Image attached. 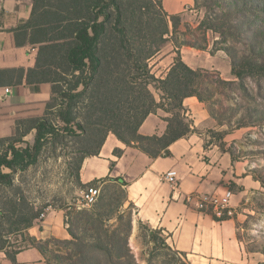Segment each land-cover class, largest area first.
<instances>
[{"label": "trees", "instance_id": "obj_1", "mask_svg": "<svg viewBox=\"0 0 264 264\" xmlns=\"http://www.w3.org/2000/svg\"><path fill=\"white\" fill-rule=\"evenodd\" d=\"M202 4L208 13L199 28L218 33L221 41L243 40L249 45L252 54L239 60L230 54L231 47L218 48L232 57V74L238 79L264 77V0H204ZM194 5L199 1L194 0ZM180 16L168 14L162 0H35L31 18L20 26L25 33L30 28V41L39 42L34 67L0 69V84L47 82L51 94L44 115L18 119L15 134L0 137V187L14 189L15 173L34 164L47 142L68 135L77 138L80 153L76 181L86 186L78 176L82 160L98 155L108 133L157 157L168 155L172 142L195 130L183 99L196 96L203 102L197 89L201 71L184 62L179 50L164 77H156L148 64L167 41L169 23L175 28ZM4 76L11 80L1 81ZM151 86L159 91L158 97ZM158 109L167 114L165 133H139L144 119ZM32 130L34 140L28 144L23 137ZM120 193L122 199L115 204L102 197L88 208L73 209L65 221L70 238L44 241L28 233L44 212L18 191L13 197L5 196L0 206V251L14 261L23 248L34 247L44 255L53 243L64 250L53 257L66 264H136L128 245L130 217L121 223L125 189ZM111 219L118 224H109ZM10 233L20 235L22 243L11 244ZM148 234L157 246L156 230L149 228Z\"/></svg>", "mask_w": 264, "mask_h": 264}, {"label": "crops", "instance_id": "obj_2", "mask_svg": "<svg viewBox=\"0 0 264 264\" xmlns=\"http://www.w3.org/2000/svg\"><path fill=\"white\" fill-rule=\"evenodd\" d=\"M34 1L0 0V69L27 70L34 67L39 42L30 41V28L26 33L20 29L31 18ZM162 4L168 14L183 15L185 9L191 10L194 0H162ZM179 51L191 68L207 66L204 50L182 46ZM174 54H170L167 71ZM218 54L219 51L216 56ZM9 78L1 77V81H10ZM5 87L9 88L8 92L4 91ZM50 94L51 85L47 82L0 84V137L14 135L18 119L44 115ZM183 106L195 130L172 142L168 146V155L150 157L108 133L98 155L86 156L82 160L78 176L84 185L96 180L100 186L113 182L125 189L123 208L131 206L133 228L139 222L147 224L151 229L162 231L174 249L186 254L189 251L203 254L205 248L213 244V238L218 241L229 239L232 217L217 218L209 211L196 208L194 202L187 201L186 197L191 193L200 196L220 194L229 189L230 183L238 193H243L256 187L258 182L246 173L241 162L232 159L228 151L206 139L204 130L213 128L216 122L204 103L196 96H188L183 99ZM166 115L161 109L150 113L140 125L139 133L164 134L167 122L163 118ZM115 149L121 152L116 154ZM169 169L177 171L175 187L161 180V175ZM234 193L233 196L236 195ZM63 222L61 213L49 212L41 225L33 226L29 231L37 239L51 236L67 239L69 234ZM0 264L49 263L36 248L27 247L16 253L14 261L0 251Z\"/></svg>", "mask_w": 264, "mask_h": 264}, {"label": "rangeland", "instance_id": "obj_3", "mask_svg": "<svg viewBox=\"0 0 264 264\" xmlns=\"http://www.w3.org/2000/svg\"><path fill=\"white\" fill-rule=\"evenodd\" d=\"M198 1V6H191L192 11L185 9L175 28L169 23L172 34L169 33L167 41L148 64L151 72L161 78L166 75L171 52L179 50L182 46L191 47L181 45L182 42L202 47L199 50L206 52L204 57L207 66L196 68L203 75L197 89L208 113L216 122L213 128L204 130L206 139L228 151L233 160L241 162L242 166L246 167V173L250 174L258 185L238 193L233 183L229 184V189L236 194L232 196L233 213L228 215L232 217L231 236L227 241L213 238V244L207 246L203 254L194 251L186 254L174 249L168 244L166 235L158 229H153L156 230L158 238L155 246L154 240L148 234L150 226L139 222L133 228L130 205L123 208L121 223L127 222L130 217L128 245L136 264H264V77L247 75L238 79L232 74L230 54L235 55L237 60L241 56L252 54L249 45L243 40L221 41L218 33L199 28L200 21L208 11L202 4L204 0ZM215 11L221 10L216 7ZM261 17L262 14L260 19ZM224 46L231 47L230 54L218 49ZM218 51L219 56H216ZM150 88L158 97L159 91L153 86ZM49 117L53 118V115ZM34 134L35 131L32 130L23 140L32 144ZM76 139L75 136L68 135L47 142L34 164L15 173L14 189L0 187V206L5 196L13 197L14 192L18 191L44 212V216L39 218L34 226L41 225L47 214L55 211L63 215V227L66 229L69 212L79 209L80 190L85 187L78 185L75 176L80 155L76 151ZM94 186L100 189L98 199L110 198L114 204L116 200L122 199V187L119 184L106 182L100 186L96 181ZM109 224L115 226L118 221L111 219ZM29 229L28 233L34 236ZM8 239L11 244L22 243V237L16 233H10ZM63 252L61 246L49 243L44 256L52 264H66L65 261L53 257L55 253L61 255Z\"/></svg>", "mask_w": 264, "mask_h": 264}, {"label": "built area", "instance_id": "obj_4", "mask_svg": "<svg viewBox=\"0 0 264 264\" xmlns=\"http://www.w3.org/2000/svg\"><path fill=\"white\" fill-rule=\"evenodd\" d=\"M5 92L9 91L8 87H5ZM178 174L175 169H169L161 175V180L172 187L177 185ZM100 195V189L94 185H86L80 190L78 199V207L84 208L94 204V198H98ZM233 193L230 189L224 190L220 194L216 195H198L189 194L186 199L187 201H193L196 208L200 210L209 211L212 215L217 218L231 215L233 213V206L231 204V198ZM44 216L41 213L40 218Z\"/></svg>", "mask_w": 264, "mask_h": 264}, {"label": "bare ground", "instance_id": "obj_5", "mask_svg": "<svg viewBox=\"0 0 264 264\" xmlns=\"http://www.w3.org/2000/svg\"><path fill=\"white\" fill-rule=\"evenodd\" d=\"M96 200V198H94V201Z\"/></svg>", "mask_w": 264, "mask_h": 264}]
</instances>
